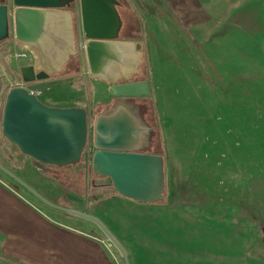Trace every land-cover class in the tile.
I'll list each match as a JSON object with an SVG mask.
<instances>
[{
	"label": "rangeland",
	"instance_id": "obj_1",
	"mask_svg": "<svg viewBox=\"0 0 264 264\" xmlns=\"http://www.w3.org/2000/svg\"><path fill=\"white\" fill-rule=\"evenodd\" d=\"M120 1L115 9L120 12L119 23L126 26L115 39L134 38L145 44L140 69L143 77H153L152 50L163 49L157 46L156 21H166L168 25L161 26L166 37L176 41L174 32L169 33L170 5L157 17L155 0H143L150 8L138 0ZM73 2L71 10L80 31L79 0ZM222 8L216 18L224 24L213 22L207 30L211 40L196 42L211 64L210 97L201 93L192 97L194 90L184 91L181 98L174 89L170 94L164 88L162 99L167 104L159 106L152 84L145 98L146 120L154 128L149 148L164 159L163 200L133 205L109 194L93 196L89 202L78 197L74 201L63 193L59 198L49 195L51 202L65 208L92 205V212L100 215L127 252L130 264H264V0H225ZM188 29L197 39V33ZM83 39L80 34L78 44ZM234 51L237 56H230ZM78 58L86 66L83 52ZM70 87L66 93H76L87 112L88 141L80 163L88 168L93 116L111 101L110 97L94 99L100 93L96 83L74 81ZM171 87L183 89L188 84L173 82ZM125 145L118 148L130 149ZM76 165L53 169V175H61L60 183L78 190L79 175L72 173ZM97 230L115 254L116 264H123L118 251Z\"/></svg>",
	"mask_w": 264,
	"mask_h": 264
},
{
	"label": "water",
	"instance_id": "obj_2",
	"mask_svg": "<svg viewBox=\"0 0 264 264\" xmlns=\"http://www.w3.org/2000/svg\"><path fill=\"white\" fill-rule=\"evenodd\" d=\"M79 2L85 39L83 55L89 77L105 83L113 98L147 97L150 94L148 81L136 79L141 76L143 44L115 39L120 26L117 31L109 26L115 18L105 5L117 1ZM66 5L69 0H0V42L13 39L32 60L30 65L19 68L21 85L11 88L5 97L1 135L22 154L54 167L80 163L88 141L84 108L49 107L34 94L68 82L70 78H52L62 74L70 61L80 56L74 18L64 9ZM115 12L118 14L116 9ZM111 111L112 108L103 110L94 120L88 167L98 178L109 179L110 184L92 188L90 192L117 193L138 203L162 201L166 183L163 157L143 150L118 148L119 144L133 143L136 133L131 128L120 129V134L109 133L107 122ZM122 116L123 120L130 121L134 117L142 123L138 108L133 104L127 103ZM0 171L44 205L93 223L118 251L123 264H130L125 249L97 217L51 202L1 161Z\"/></svg>",
	"mask_w": 264,
	"mask_h": 264
},
{
	"label": "crops",
	"instance_id": "obj_3",
	"mask_svg": "<svg viewBox=\"0 0 264 264\" xmlns=\"http://www.w3.org/2000/svg\"><path fill=\"white\" fill-rule=\"evenodd\" d=\"M138 1L144 8L151 7V4L146 1L144 3L143 0ZM224 1H154V4H156L154 10H157V17L162 16L164 14L163 10L167 8L168 4L170 5L171 14L168 15L166 13L171 26L169 33L174 32L176 36V41L172 42L174 38L172 37L171 41V37H166L167 31L161 27L162 25H168L166 21L165 23L163 20L156 21L154 31L159 34L160 39L157 46H161L163 49L152 50L154 58L152 60L153 77L145 78L143 77L145 76L143 72L141 73L142 80H146L149 83V91L151 90L150 86L152 84L155 85L156 99H159L157 101V104H160L159 106L166 102V99L165 101L162 99V90L164 88H168L170 94H172L171 91L174 89L180 95L178 97L181 98L184 91L188 93L190 91L194 92V90L195 93L192 97L194 95L198 96L200 93L202 97H210L209 70L211 64L202 50L197 49L196 42L200 40L205 44L211 40L210 32L207 33V30L213 22L223 21L224 24L225 20L216 18L217 16L221 17V11L224 10L222 8ZM70 2L71 0H69ZM212 4L214 7H212ZM67 7L68 5L64 9ZM182 11H185L184 14ZM185 13H188V15L186 16ZM192 13H194L193 16ZM189 27L197 33V39L192 34H189ZM123 30V28H120L117 32L119 33ZM125 41L136 42L134 38H127ZM184 41L186 48H182ZM143 46L145 50V44ZM232 55L237 56V52H231L230 56ZM238 56L241 58L240 52ZM31 63L30 55L17 46L13 39L10 38L0 42V161L6 168L50 201L52 199L49 195H55V197L59 198L60 194L63 193L74 201L76 200L75 197H78L82 201L89 202L93 196L100 195L92 194L90 189L108 186L110 184L109 179L103 180L95 177L92 171L88 170L87 163H78L74 166V172L71 171L74 175H79V188L75 190L71 185L60 183L61 175H53V169H62L63 167L47 166L36 162L19 152L17 147L10 144L1 135L5 97L11 88L21 85L19 82V68ZM214 74V76H218L215 72ZM59 78H70V80L40 91L37 97L44 105L56 108L82 107L79 102L81 99L79 97L76 98V93H66L71 90L70 85H73L74 81H79L83 85L87 83L98 84L100 93H95L94 99L100 100L102 98V101H105L106 98L110 97L111 101L112 96L108 92V86L89 77L81 58H78L77 62H75L74 69L65 70L62 74L52 79ZM173 82L176 86L187 83L188 87L183 89L173 88L171 87ZM105 108L103 107L102 109ZM121 149L126 150L125 148ZM143 151L161 156L156 152H152V150L150 151V148L143 149ZM3 176L10 179L0 171V264H116L115 254L108 248L103 238H99L97 226L44 205L24 188L25 192H22L15 186H11ZM62 176L64 175L62 174ZM65 177H63V180ZM70 178L71 175L69 176ZM106 194L120 197V199L133 205L139 204L117 193ZM69 208L97 216L102 220L98 213L92 212V205L86 206V209L74 206H69ZM82 221L89 223V226L83 225Z\"/></svg>",
	"mask_w": 264,
	"mask_h": 264
},
{
	"label": "flooded vegetation",
	"instance_id": "obj_4",
	"mask_svg": "<svg viewBox=\"0 0 264 264\" xmlns=\"http://www.w3.org/2000/svg\"><path fill=\"white\" fill-rule=\"evenodd\" d=\"M116 1H117L116 3L115 2L114 3H112V2L106 3L105 7L108 10L109 14L115 18L114 22H112V23H110V25L109 24L108 25L110 27H113L114 30L117 31L119 26H120V28L124 29L126 24L123 22V23H120V25H119L118 14L115 12V7L117 4L121 5V2L118 0H116ZM73 3H74L73 0H71L68 7L65 9L69 10L73 15L76 44L78 46L77 38L82 33V24L80 23L81 27H80V31H79V29L77 28V22H76V19L74 17V13L71 10ZM118 13H120V12L118 11ZM5 40H8V39H5ZM5 40H3V41H5ZM3 41H1V42H3ZM75 62H76L75 59H72L70 61V63L65 67V70L74 69ZM137 80H141V78H137ZM145 98L146 97L118 99V98L111 97V102L108 105V107L105 109H102V110H100L94 114L93 123H94L96 116H98L103 110H109L112 108V111L108 115V122H107L109 133L120 134L119 133L120 129L131 128L136 133V135H135L136 140L133 143H130V142L126 143L127 146L130 148L129 150H131V151L139 150L140 151V150L149 148L151 138L154 135V128L146 120V112L148 111L149 108H148V105L146 103ZM127 103L133 104L138 108L139 116L142 119V123L135 120L134 117L130 121H126V120L122 119V117H123L122 113L125 112ZM123 107H124V109H123ZM129 110L131 111L130 108H129ZM113 112H115V115ZM102 120L104 121V117L102 118ZM123 133H124V131H123Z\"/></svg>",
	"mask_w": 264,
	"mask_h": 264
},
{
	"label": "built area",
	"instance_id": "obj_5",
	"mask_svg": "<svg viewBox=\"0 0 264 264\" xmlns=\"http://www.w3.org/2000/svg\"><path fill=\"white\" fill-rule=\"evenodd\" d=\"M81 37L82 38H84V36L82 35V33H81ZM84 40L85 39H83L79 44H78V50L80 51V52H83V47H84ZM31 93H33V92H31ZM40 93V91H38V92H36V93H34V94H36V96L38 95Z\"/></svg>",
	"mask_w": 264,
	"mask_h": 264
},
{
	"label": "trees",
	"instance_id": "obj_6",
	"mask_svg": "<svg viewBox=\"0 0 264 264\" xmlns=\"http://www.w3.org/2000/svg\"><path fill=\"white\" fill-rule=\"evenodd\" d=\"M143 65H144V62H143L142 66H141L140 68H142V67H143ZM140 72L142 73L141 69H140ZM141 80H142V79H141Z\"/></svg>",
	"mask_w": 264,
	"mask_h": 264
}]
</instances>
